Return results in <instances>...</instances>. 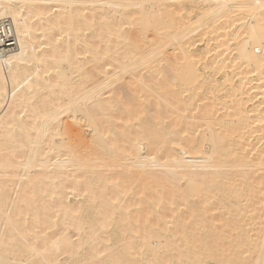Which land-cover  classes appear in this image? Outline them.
<instances>
[{"label":"bare ground","instance_id":"1","mask_svg":"<svg viewBox=\"0 0 264 264\" xmlns=\"http://www.w3.org/2000/svg\"><path fill=\"white\" fill-rule=\"evenodd\" d=\"M0 264H264V0H0Z\"/></svg>","mask_w":264,"mask_h":264}]
</instances>
